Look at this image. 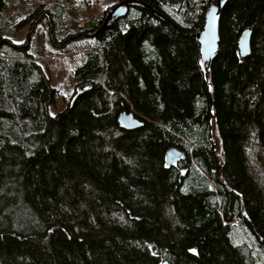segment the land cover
I'll return each mask as SVG.
<instances>
[{
    "label": "trees",
    "instance_id": "trees-1",
    "mask_svg": "<svg viewBox=\"0 0 264 264\" xmlns=\"http://www.w3.org/2000/svg\"><path fill=\"white\" fill-rule=\"evenodd\" d=\"M9 1L0 264H264V0H222L208 73L195 36L217 0H120L124 17L80 27H63L72 0H47L16 26ZM42 23L60 52L94 40L54 115L57 91L28 52ZM122 113L141 127L123 129ZM171 148L184 158L166 166Z\"/></svg>",
    "mask_w": 264,
    "mask_h": 264
},
{
    "label": "rangeland",
    "instance_id": "rangeland-1",
    "mask_svg": "<svg viewBox=\"0 0 264 264\" xmlns=\"http://www.w3.org/2000/svg\"><path fill=\"white\" fill-rule=\"evenodd\" d=\"M120 0H72L66 7V17L63 27L82 26L86 21L102 20L106 14ZM47 0H10L4 15L16 26L25 21L28 15L39 5ZM31 22L19 27L11 40L16 44H24L30 31ZM28 42V52L36 59L45 70L51 81L52 87L57 91L55 104L49 109L51 115L63 110L67 101L75 91L78 82L73 77L74 69L83 63L86 51L94 45V40L79 39L68 45L63 52L52 46L44 23L39 25L31 35Z\"/></svg>",
    "mask_w": 264,
    "mask_h": 264
},
{
    "label": "water",
    "instance_id": "water-1",
    "mask_svg": "<svg viewBox=\"0 0 264 264\" xmlns=\"http://www.w3.org/2000/svg\"><path fill=\"white\" fill-rule=\"evenodd\" d=\"M223 4L222 0H217L216 5L209 9L205 18L203 30L195 36L199 44L201 60L205 63V73H208L210 65L218 53L219 18ZM126 12L127 8L124 5H116L106 14L104 18V26H106L111 20L124 17ZM236 53L241 58L250 54L249 30H245L238 39ZM118 121L120 126L127 131H133L141 127V122L134 118L130 113H122L119 116ZM183 158L184 155L181 151L176 148H171L166 152L165 164L166 166H172Z\"/></svg>",
    "mask_w": 264,
    "mask_h": 264
},
{
    "label": "snow or ice",
    "instance_id": "snow-or-ice-1",
    "mask_svg": "<svg viewBox=\"0 0 264 264\" xmlns=\"http://www.w3.org/2000/svg\"><path fill=\"white\" fill-rule=\"evenodd\" d=\"M192 251H195L194 249Z\"/></svg>",
    "mask_w": 264,
    "mask_h": 264
}]
</instances>
